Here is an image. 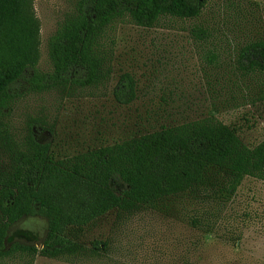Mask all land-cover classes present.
Here are the masks:
<instances>
[{"label":"rangeland","instance_id":"obj_1","mask_svg":"<svg viewBox=\"0 0 264 264\" xmlns=\"http://www.w3.org/2000/svg\"><path fill=\"white\" fill-rule=\"evenodd\" d=\"M77 2L33 0L38 71L51 70L47 40ZM195 26L207 28L208 39L193 37ZM256 32L264 36V0H206L197 17H163L152 27L116 22L104 39L110 70L96 84L39 91L24 81L15 85L19 96L3 118L8 135L17 144L30 130L52 157L64 159L212 116L252 147L264 139V74L241 72L236 57ZM208 51L216 55L212 61ZM123 74L135 90L127 104L113 95ZM8 163L0 146V170ZM46 234L39 216L12 224L6 248L19 243L37 251L9 253L0 264H264V181L244 176L232 188L225 168L209 166L186 191L67 227L68 249L55 257L39 253Z\"/></svg>","mask_w":264,"mask_h":264},{"label":"trees","instance_id":"obj_2","mask_svg":"<svg viewBox=\"0 0 264 264\" xmlns=\"http://www.w3.org/2000/svg\"><path fill=\"white\" fill-rule=\"evenodd\" d=\"M206 0H78L47 40L51 65L38 71L39 22L33 0H0V146L8 165L0 170V259L12 252L35 253L34 247L11 244L9 227L24 217L46 220L47 234L39 253L55 257L68 249L63 236L69 226H82L112 209H128L188 190L209 166L225 168L232 188L244 176L264 181V139L244 145L235 130L212 116L161 125L111 145L64 159L50 155L34 132L21 143L8 135L3 118L19 96L16 84L28 90L68 84H96L110 70L107 29L125 19L152 27L163 17L195 18ZM192 36L206 40L207 28L195 26ZM210 61L216 57L207 53ZM243 73L264 74V36L256 32L238 51ZM121 104L135 96L133 80L123 74L113 92ZM32 126L29 125L28 128Z\"/></svg>","mask_w":264,"mask_h":264}]
</instances>
